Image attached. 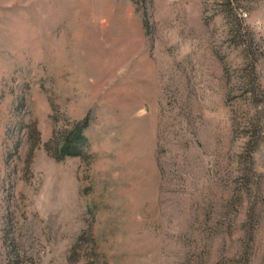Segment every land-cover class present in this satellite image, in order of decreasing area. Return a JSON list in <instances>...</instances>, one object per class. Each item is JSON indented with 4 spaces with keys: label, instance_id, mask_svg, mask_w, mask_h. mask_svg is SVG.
<instances>
[{
    "label": "rangeland",
    "instance_id": "374dc122",
    "mask_svg": "<svg viewBox=\"0 0 264 264\" xmlns=\"http://www.w3.org/2000/svg\"><path fill=\"white\" fill-rule=\"evenodd\" d=\"M72 255L264 264V0H0V264Z\"/></svg>",
    "mask_w": 264,
    "mask_h": 264
},
{
    "label": "trees",
    "instance_id": "16d2710c",
    "mask_svg": "<svg viewBox=\"0 0 264 264\" xmlns=\"http://www.w3.org/2000/svg\"><path fill=\"white\" fill-rule=\"evenodd\" d=\"M89 126L88 120L84 121L83 124L78 123L74 126V128L67 132V136L64 138L51 140L47 143L46 148L48 152L52 153V155L56 158L57 161H62L66 157H80L85 158L87 152L85 151V147L87 144V139L84 134L85 129ZM30 130V142L31 146L28 152V163H32V159L34 157L35 151L41 145V134L38 130L37 124L33 123L29 126ZM86 233H83V235ZM83 235L77 241V245L72 249V253L79 250L78 245L80 246L81 240L83 239ZM79 260H74L73 255L70 256L71 263H77ZM79 263V262H78ZM81 264H101L97 259H87L84 260ZM104 264V263H103Z\"/></svg>",
    "mask_w": 264,
    "mask_h": 264
}]
</instances>
